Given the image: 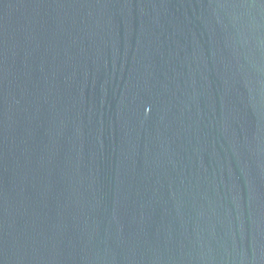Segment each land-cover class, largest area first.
Listing matches in <instances>:
<instances>
[{
    "label": "water",
    "instance_id": "1",
    "mask_svg": "<svg viewBox=\"0 0 264 264\" xmlns=\"http://www.w3.org/2000/svg\"><path fill=\"white\" fill-rule=\"evenodd\" d=\"M0 264H264V0H0Z\"/></svg>",
    "mask_w": 264,
    "mask_h": 264
}]
</instances>
